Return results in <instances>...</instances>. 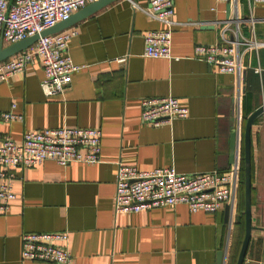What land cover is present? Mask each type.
<instances>
[{
	"label": "crops",
	"instance_id": "0c3cea01",
	"mask_svg": "<svg viewBox=\"0 0 264 264\" xmlns=\"http://www.w3.org/2000/svg\"><path fill=\"white\" fill-rule=\"evenodd\" d=\"M239 1L241 31L250 35L252 16L257 38L264 39V3L250 8L247 0ZM174 6L173 59L145 56V34L163 25L129 1L116 0L69 27L77 31L69 54L79 69L63 92L45 94L39 61L0 81V110L16 103V112L24 115L23 121L0 122L3 135L20 141L28 131L47 128L102 131L99 163L62 166L46 160L15 169L17 198L0 213V264H55L22 262V235L40 232H67L73 264H217L222 251L224 264H231L240 232L238 209L234 223L227 205L216 213H193L185 204L139 213L114 210L119 164L139 170L174 166L185 174L226 170L234 119L246 120L264 102V48L253 54L242 77L194 57L198 44L233 38L226 28L227 18L234 17L232 6L221 0H174ZM258 64L261 74L253 69ZM167 96L179 98L189 116L160 127L142 123V100ZM252 142L255 228L244 264H264L260 117Z\"/></svg>",
	"mask_w": 264,
	"mask_h": 264
},
{
	"label": "built area",
	"instance_id": "2783aa9c",
	"mask_svg": "<svg viewBox=\"0 0 264 264\" xmlns=\"http://www.w3.org/2000/svg\"><path fill=\"white\" fill-rule=\"evenodd\" d=\"M95 0H0V41L4 46L16 43L69 19L75 12ZM136 10H141L163 25L161 29L145 34L144 54L150 58H175L173 54V29L175 21L174 0H127ZM232 6L234 17L226 21L233 38L224 37L215 44H198L194 57L216 66L220 72L242 77L245 69L252 67V56L264 48V39H258L255 19L251 16L250 35L240 28L241 4L239 0H221ZM250 8L264 0H247ZM77 31L65 29L58 33L40 36L30 47L0 63V81L23 72L39 61L45 78L41 86L46 95L63 92L73 72L79 69L69 54V45ZM247 58V62H244ZM126 58L119 59L125 62ZM261 74L258 64L253 68ZM16 103L8 111L0 110V122L23 121L24 115L16 112ZM189 116V109L174 96L145 98L142 100L141 121L160 127L175 119ZM264 123V112L260 116ZM237 144L233 164L226 170H212L194 174L179 172L174 166L139 170L133 166L118 165L116 174L115 213H139L161 207L187 205L190 212L216 213L224 205L230 206L234 223L243 170V126L237 118ZM102 131L100 128L61 127L41 131H28L16 141L0 132V213L9 211L17 198L13 186L15 169L35 166L52 160L62 166L71 163L96 164L101 161ZM67 232L25 233L22 235V262L49 261L55 264H73V255L67 244Z\"/></svg>",
	"mask_w": 264,
	"mask_h": 264
},
{
	"label": "water",
	"instance_id": "95a60500",
	"mask_svg": "<svg viewBox=\"0 0 264 264\" xmlns=\"http://www.w3.org/2000/svg\"><path fill=\"white\" fill-rule=\"evenodd\" d=\"M116 0H95L75 12L69 19L59 22L56 25L42 31L40 34H35L33 36L27 37L16 43L4 46L3 41H0V63L7 60L8 58L14 56L18 52L33 45L40 36H46L49 34L58 33L62 30L69 28L71 25L77 21L95 13L96 11L102 9L103 7L111 4ZM230 5V4H229ZM231 6V5H230ZM228 15H231V7H229ZM240 14H243V7L240 8ZM231 16L227 18L231 20ZM264 112V102L256 110H254L245 120L243 125V158H244V220H245V230L242 244L239 250V254L235 264H244L246 255L248 252L249 244L252 238V232L254 230L253 226V200H252V190H253V142H252V129L255 121ZM237 144V119H234V127L232 132L231 146H232V156L231 164L234 162L235 150ZM238 209V204L236 207V212ZM227 213L230 212V206H226ZM224 252H219L217 264H224Z\"/></svg>",
	"mask_w": 264,
	"mask_h": 264
},
{
	"label": "trees",
	"instance_id": "16d2710c",
	"mask_svg": "<svg viewBox=\"0 0 264 264\" xmlns=\"http://www.w3.org/2000/svg\"><path fill=\"white\" fill-rule=\"evenodd\" d=\"M243 151V148H242ZM244 153V151H243ZM238 212H239V222L237 223L240 234L238 235L237 241H235L233 246V259L231 261V264H235L239 250L242 244V240L244 237V230H245V220H244V159H243V170H242V176H241V185H240V191H239V199H238Z\"/></svg>",
	"mask_w": 264,
	"mask_h": 264
},
{
	"label": "rangeland",
	"instance_id": "374dc122",
	"mask_svg": "<svg viewBox=\"0 0 264 264\" xmlns=\"http://www.w3.org/2000/svg\"><path fill=\"white\" fill-rule=\"evenodd\" d=\"M242 119V123L244 124L245 123V118H241ZM240 234V233H239Z\"/></svg>",
	"mask_w": 264,
	"mask_h": 264
}]
</instances>
